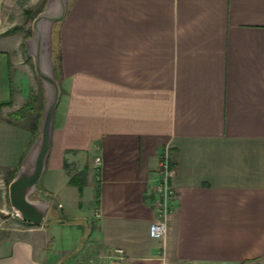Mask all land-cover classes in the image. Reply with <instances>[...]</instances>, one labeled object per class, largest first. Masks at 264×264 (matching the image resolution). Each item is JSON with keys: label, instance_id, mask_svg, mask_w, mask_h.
<instances>
[{"label": "crops", "instance_id": "crops-1", "mask_svg": "<svg viewBox=\"0 0 264 264\" xmlns=\"http://www.w3.org/2000/svg\"><path fill=\"white\" fill-rule=\"evenodd\" d=\"M19 1L0 0V33ZM59 25L38 198L60 212L0 225V264H107L116 249L123 264H264V0H70ZM17 53L0 38V199L34 137V68ZM166 152L176 196L154 239Z\"/></svg>", "mask_w": 264, "mask_h": 264}, {"label": "water", "instance_id": "water-1", "mask_svg": "<svg viewBox=\"0 0 264 264\" xmlns=\"http://www.w3.org/2000/svg\"><path fill=\"white\" fill-rule=\"evenodd\" d=\"M70 0H48L44 9L33 19L32 37L26 41V51L32 60L34 72L44 91V111L37 139L28 149L20 168L8 186L11 210L23 223L42 226L51 204L38 198L39 183L46 173L56 109L61 99L54 55V27L68 13Z\"/></svg>", "mask_w": 264, "mask_h": 264}, {"label": "rangeland", "instance_id": "rangeland-1", "mask_svg": "<svg viewBox=\"0 0 264 264\" xmlns=\"http://www.w3.org/2000/svg\"><path fill=\"white\" fill-rule=\"evenodd\" d=\"M42 1V4L39 5L36 2L30 1L26 3L25 0H20L16 3L15 6L8 7L5 12L6 26L4 28V31L0 33V38L10 40L12 41V44L16 46V48L18 49L17 57L21 65H25L26 63L28 65L30 64V66H33L32 60L31 58H29L26 51V41L32 37L31 24L33 19L44 9L48 0ZM59 24L60 23H57L54 27L53 37L55 46H57L58 31L60 27ZM35 75L36 74H34V76L32 75V80H30L29 78L25 79V88L26 90H29V94L31 96L35 97L38 100H36V102L34 103L35 109H33L32 111L36 116V114L39 112V109L37 108H39L41 103V87ZM29 116L31 117L30 112ZM48 201L51 202L49 214L53 210L60 212L57 209V203L52 200ZM0 214V225H6L10 227H18V225H22V222L16 217L15 214H13L11 210L8 195H4L2 199H0ZM49 214L47 218L49 217Z\"/></svg>", "mask_w": 264, "mask_h": 264}, {"label": "built area", "instance_id": "built-area-1", "mask_svg": "<svg viewBox=\"0 0 264 264\" xmlns=\"http://www.w3.org/2000/svg\"><path fill=\"white\" fill-rule=\"evenodd\" d=\"M94 164L99 166L101 158L96 157ZM158 182L154 187L153 194L156 198L155 209L156 219L150 226V236L154 239H164L168 231V217L173 211L171 202L176 193L170 185V180L174 176L171 168L168 152L163 156L158 168ZM124 251L116 249L114 254L108 257L107 264H123Z\"/></svg>", "mask_w": 264, "mask_h": 264}, {"label": "trees", "instance_id": "trees-1", "mask_svg": "<svg viewBox=\"0 0 264 264\" xmlns=\"http://www.w3.org/2000/svg\"><path fill=\"white\" fill-rule=\"evenodd\" d=\"M36 16V15H35ZM34 18V17H32ZM30 58V57H29ZM53 59H54V55H53ZM54 63H55V60H54ZM55 67H56V63H55ZM56 74H57V69H56ZM42 92H41V103H40V106H39V112L37 113V115L33 118V122H32V130H33V141L32 143L37 139L38 135H39V130H40V121H41V118H42V114H43V111H44V104H45V100H44V91H43V88L41 89ZM36 101V98L33 97L31 98V103L29 102V105L28 107L32 106L34 104V102ZM34 109V107L32 108ZM32 143L30 144V146L32 145ZM30 146L28 147V149L30 148ZM28 151V150H27ZM26 151V152H27ZM16 176L13 175L11 180L9 181L8 185L10 184V182L14 179V177ZM71 184L73 185H78L81 189L84 187L85 185V176H84V173L80 174V175H74L72 178H71ZM23 223V222H22ZM25 225H28V226H33V225H30V224H26V223H23Z\"/></svg>", "mask_w": 264, "mask_h": 264}]
</instances>
